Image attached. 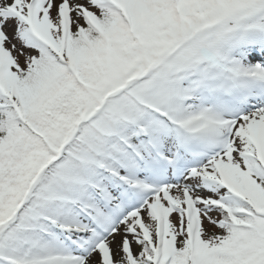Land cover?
<instances>
[{
    "label": "snow or ice",
    "instance_id": "1",
    "mask_svg": "<svg viewBox=\"0 0 264 264\" xmlns=\"http://www.w3.org/2000/svg\"><path fill=\"white\" fill-rule=\"evenodd\" d=\"M0 264H264V0H0Z\"/></svg>",
    "mask_w": 264,
    "mask_h": 264
}]
</instances>
